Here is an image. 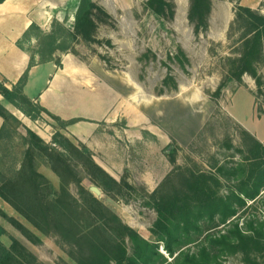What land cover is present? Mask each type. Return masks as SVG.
Here are the masks:
<instances>
[{"label":"rangeland","instance_id":"1","mask_svg":"<svg viewBox=\"0 0 264 264\" xmlns=\"http://www.w3.org/2000/svg\"><path fill=\"white\" fill-rule=\"evenodd\" d=\"M93 1L103 10L95 17L97 33L92 40L80 39L75 51L122 95V108L130 119L122 116L113 123H100L84 143L69 131L70 125L46 113L32 120L23 112L18 118L8 110L18 120H7L0 139V175L18 178L19 204L37 223L0 197V207L24 224L31 236L0 215V225L7 231L0 239L10 246L11 237L17 238L37 264H87L92 245L102 246L109 238L133 254L134 243L124 226L160 243L159 251L169 257L153 232L158 213L152 203L164 196L192 193L193 175L218 177L220 165L229 168L244 156L253 157L257 141L264 145V61L258 65L261 86L248 73L241 80L232 75L246 33L242 23H236L238 8L264 14V0H210L208 26L199 30L198 22L189 18L192 0H166L168 6L161 13L152 9L149 0ZM66 25L72 26L68 21ZM24 127L51 147H56L57 132L76 144L82 142L120 188L113 186L110 194L104 191L92 181L99 174L75 157L69 163L72 170L63 169L60 175L41 151L42 156L34 157L40 176L33 177L24 168L20 171L31 148ZM220 181L219 192L230 193L235 182ZM94 186L100 192L92 191ZM248 204L241 211L242 221L264 218V195ZM214 224L205 222L206 228ZM228 227L221 225L211 232ZM219 261L264 264V252L253 262L241 253L222 254Z\"/></svg>","mask_w":264,"mask_h":264},{"label":"trees","instance_id":"2","mask_svg":"<svg viewBox=\"0 0 264 264\" xmlns=\"http://www.w3.org/2000/svg\"><path fill=\"white\" fill-rule=\"evenodd\" d=\"M6 0H0L3 3ZM148 4L156 13L163 12L168 3L166 0H149ZM102 8L93 0H79L75 12L74 27L69 28L66 21L54 19L50 31L45 32L39 25L33 23L19 41L20 47L25 49L26 43L33 38L37 44L30 53L28 69L16 85L7 86L6 80L0 78V94L4 100L32 120H37L42 113H46L62 125L69 126L79 119L65 121L52 114L40 104L35 103L24 93V86L28 79V73L33 66L48 61H56L61 66L60 53H72L79 57L75 51V45L83 40L94 39L98 23L95 17L102 13ZM211 12L210 0H192L190 21L198 22L196 29L208 26V18ZM99 16V15H98ZM236 23H242L241 27L246 33L242 38L243 52L237 61L233 62L232 75L241 80L244 74H250L259 86L263 79L258 70V65L264 61V14L249 7L240 6L236 14ZM38 57V58H37ZM0 116L4 124L0 130V139L6 129L9 118L18 120L12 115L6 106L0 101ZM31 148L27 151L23 170H30L33 177L40 176L34 163L36 154L44 152L53 169L61 175L63 169L69 170L72 157L79 162L94 169L99 177H92V181L104 191L114 192L120 188V183L109 175L94 160L92 151L82 142L77 144L69 140L62 133L54 135L53 142L56 147H51L30 128L24 127ZM256 150L253 157L244 158L227 168L225 165L218 167V177L209 176L206 173L193 175L189 187L192 193L183 196H164L156 199L152 205L158 213V218L153 232L157 236V242H162L166 257L159 251V244L141 237L128 226L124 228L130 233L134 243L133 254H128L123 243L114 238L105 239L101 246L94 243L91 254H88L87 264H222L219 258L226 253H241L246 261L253 262L256 256L264 252V218L259 221H242L241 211L249 208V201H257L264 195V145L255 142ZM37 149L38 151H36ZM43 154V153H42ZM42 156V155H41ZM70 163V164H69ZM250 167V169H249ZM0 175V197L9 202L23 216L32 223L37 224L30 213L23 209L18 200L20 181L18 178H3ZM221 178L227 182H233L230 193L219 192ZM2 179V180H1ZM216 185H212V181ZM31 181L33 178L31 177ZM216 186H219L217 189ZM0 215L23 235L30 238L28 229L19 220L9 216L1 207ZM205 222L215 223L206 228ZM221 225L229 226L227 230L211 232ZM5 228L0 225V236L6 234ZM10 246L5 245L0 239V264H37L36 257L15 237H11ZM196 246L191 248V246ZM81 264H86L82 262Z\"/></svg>","mask_w":264,"mask_h":264},{"label":"crops","instance_id":"3","mask_svg":"<svg viewBox=\"0 0 264 264\" xmlns=\"http://www.w3.org/2000/svg\"><path fill=\"white\" fill-rule=\"evenodd\" d=\"M78 3L79 0H6L0 3V78L6 80L9 88L16 85L28 69L30 53L27 48L37 44L33 38L24 44L25 49L19 45L30 25L36 23L48 32L53 20L58 19L68 21L73 28ZM57 56L61 66L56 61H48L30 68L24 86L26 96L62 120L79 119L68 129L84 143L94 135L100 123H113L122 116L130 119L123 111L122 95L101 80L92 70V64L72 53ZM0 101L18 118L23 116L1 94ZM3 124L0 116V130Z\"/></svg>","mask_w":264,"mask_h":264},{"label":"water","instance_id":"4","mask_svg":"<svg viewBox=\"0 0 264 264\" xmlns=\"http://www.w3.org/2000/svg\"><path fill=\"white\" fill-rule=\"evenodd\" d=\"M91 189H92V191H94V192H97V193L100 192V190H99L98 187H95V186H94V187H92Z\"/></svg>","mask_w":264,"mask_h":264}]
</instances>
